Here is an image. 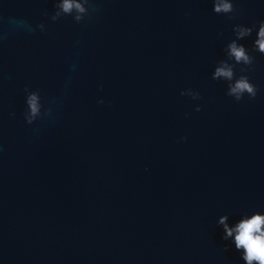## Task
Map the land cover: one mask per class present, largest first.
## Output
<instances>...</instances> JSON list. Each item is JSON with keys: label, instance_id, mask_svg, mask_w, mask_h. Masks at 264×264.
Returning <instances> with one entry per match:
<instances>
[{"label": "water", "instance_id": "obj_1", "mask_svg": "<svg viewBox=\"0 0 264 264\" xmlns=\"http://www.w3.org/2000/svg\"><path fill=\"white\" fill-rule=\"evenodd\" d=\"M58 3L0 0V264H243L217 221L264 208V55L243 66L252 98L212 72L264 0L231 18L212 0H89L80 22L54 20Z\"/></svg>", "mask_w": 264, "mask_h": 264}, {"label": "clouds", "instance_id": "obj_2", "mask_svg": "<svg viewBox=\"0 0 264 264\" xmlns=\"http://www.w3.org/2000/svg\"><path fill=\"white\" fill-rule=\"evenodd\" d=\"M86 4L88 7L85 6ZM57 7L58 11L52 17L54 20L60 15V11L63 13L75 11V21L80 22L84 19L83 14H90L92 4H89V0H59ZM212 11L231 14V18L235 14L234 0H212ZM232 31L234 36L225 46V55L228 59L219 61L214 67L212 76L213 78H225L229 82L226 94L239 101L245 93L249 98H252L258 92V86L249 79L243 66L253 63V51L264 55V18L252 24L234 23ZM245 37H252L250 48L243 42ZM229 61L241 65V74L234 73V64ZM183 94L184 90L181 89V95ZM192 95L198 96L199 93H192ZM97 102L103 103V98H99ZM24 104V121L31 124L41 111L38 92L26 89ZM194 108L199 111L200 105H196ZM10 115H15V113H10ZM180 139L183 140L186 137ZM217 222L223 229L222 239L228 241L225 247H233L238 252L243 264H264V208L242 212L231 224L228 223L227 214H222Z\"/></svg>", "mask_w": 264, "mask_h": 264}]
</instances>
